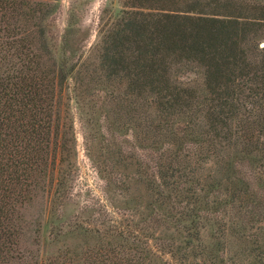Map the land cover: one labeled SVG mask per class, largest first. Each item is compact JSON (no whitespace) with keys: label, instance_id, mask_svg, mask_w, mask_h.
Masks as SVG:
<instances>
[{"label":"trees","instance_id":"obj_1","mask_svg":"<svg viewBox=\"0 0 264 264\" xmlns=\"http://www.w3.org/2000/svg\"><path fill=\"white\" fill-rule=\"evenodd\" d=\"M29 1L0 0V264L18 259L23 264H176L190 261L191 256L197 259L198 246L204 250L202 264H227L222 255L224 242L219 241L217 248L209 251L201 244V228L212 222L211 227L217 225V236L223 238L226 224L220 213L236 202L239 192L223 193L216 190L214 182L190 180L187 164L179 165L181 159L191 156L181 152V143H208L205 161L222 139L234 145L237 152L253 153L259 169H264V49L260 59L251 60L242 44L247 27H264V7L250 21L233 12L232 0H126L125 9L118 15L120 21L100 47L99 68L104 72V86L107 83L109 88L111 82L122 77L127 93H141L146 106L153 110L139 122L143 130L155 126L170 137L165 142L172 145L167 147L169 152H159L162 157L170 156L149 174L148 186L156 194L154 203L140 221L135 215L139 210L116 203L114 190L125 189L127 180L108 168H98L88 135L87 153L105 186L104 198L95 199L86 208L99 209L106 230L93 244L55 254L47 253L55 240L51 239L46 242V254L40 249L31 251L27 261L21 249L25 236L21 208L51 182L53 203L58 208L76 196L73 191L78 176L68 156L69 141L74 143L75 137L67 141L68 132H64L67 128L74 131L70 118L73 102L80 112L87 111L83 100L87 83L77 78L78 66L64 59L48 63L53 57L40 27L51 12L50 4L29 8ZM25 7L27 21H37L29 24L32 30L26 26L18 31L16 21ZM45 58H49L47 62ZM180 64H197L203 69L204 93L173 83L172 75L181 70L177 68ZM116 142L115 134L113 141L106 143L107 151L104 144L102 151L116 155ZM137 163L138 167L142 165L139 159ZM51 173L50 182L47 177ZM259 179H263L262 174ZM245 188L249 191L246 184ZM160 208L166 211L160 212ZM162 217H171L182 225L186 231L183 244L176 247L153 230L140 227L144 218L154 223ZM89 230L101 233V229ZM167 253L175 263L165 257Z\"/></svg>","mask_w":264,"mask_h":264},{"label":"rangeland","instance_id":"obj_2","mask_svg":"<svg viewBox=\"0 0 264 264\" xmlns=\"http://www.w3.org/2000/svg\"><path fill=\"white\" fill-rule=\"evenodd\" d=\"M232 1L234 2L233 12L246 16L250 21L253 19L251 17L257 16L264 7V0ZM125 2L126 0L29 1V8L39 7V4L44 3L50 4L51 12L40 27L44 29L46 43L53 57L48 63L64 59L78 66L77 78H82L87 83L86 92H83L87 111L86 113L81 111V113L73 102L70 118L74 123V131L71 132L67 128L64 132V134L68 132L65 135L67 141H69L68 138L72 140L75 137L74 143L69 141L71 149H69L68 156L70 162L75 164L74 173L78 176L73 191L76 196L60 208L54 205V188L51 182L53 174L51 173L47 181L50 180L52 184H48L46 190L38 189L32 196L33 199L21 208L25 220L22 222L25 236L22 239L21 249L26 253L27 261L30 260L31 251L37 252L40 249L42 254H46V242H50L51 239L55 240L48 246L47 253L55 254L65 252L69 248L78 249L82 245L93 244L98 234L106 230L103 226L104 216L99 209L96 207L95 211L86 208V205L93 203L95 199L104 198L105 186V180L100 177L94 162L87 153L86 138L88 135L92 138L91 144L94 146V158L98 168L103 171L108 168L110 173L113 172L118 177L124 176L127 180L125 189L116 187L114 190L116 203L121 206H133L139 210L135 212L138 221L142 216L145 218L148 216L147 208L154 203L156 194L148 186L149 174L155 171V166L160 164L162 159L165 158L166 161L170 156L167 154V158L162 157L159 153L169 152L167 147L172 145L171 143L165 144V142H168L170 137L162 135L160 129L155 126L152 127L153 129L143 127V130L139 122L145 118L146 113L148 115V112L153 110L146 106L141 93L138 90L127 93L126 82L121 81L122 77H120L121 80L116 78L114 82H111L112 85L109 82L108 85L111 87L108 88L107 83L104 86L102 84L104 72L99 68L102 63V45L112 28L120 21L118 17L121 15H118L125 9ZM28 7L19 11L16 21L18 31L24 30L26 26L37 21V19L33 22L27 21L25 13ZM247 28L246 39L242 44L249 50L251 60L260 59L262 48L264 49V27L250 25ZM28 29L32 30L29 27ZM34 35L35 31L33 39ZM48 59L45 58L44 61L47 62ZM177 68L181 70H177L175 75H172L175 80L173 83L180 87H193L194 90L204 93L202 68L197 67V64L190 66L180 64ZM109 93L112 98L107 96ZM198 118L200 115L194 117L195 120ZM115 134L117 142L114 149L117 152L116 155H112L106 152V143L112 142ZM168 134L171 135V133ZM141 136L145 137L141 138ZM103 144L106 151H102ZM161 144L166 146L159 150ZM229 144L228 141L218 140L215 144L217 146L215 152L204 161L209 151L208 143L194 145L186 140L181 143V152L189 153L191 156L188 160L181 159L179 165L187 164V169L191 174L190 180L199 179L201 183L206 180L214 182L217 185L216 190H221L223 193H231L235 190L239 192L236 202L227 209L223 208L227 210L226 212L220 213L221 219L226 224L223 238L217 236V225L213 228L211 225L214 223L211 222L212 224L209 223L207 227L201 228V244L203 247L206 245L208 250H215L216 245L220 244L218 242L222 240L225 244V251L222 255L227 264H264V169H259L253 153L237 152L236 147ZM229 157L231 158L228 159ZM137 159L142 164L140 167H138ZM111 167L114 168L113 171ZM144 170L145 173L140 174ZM259 172L263 176L262 180L259 179L261 175ZM198 182L194 183L198 185ZM245 184L249 191H246ZM250 192L254 193L253 196ZM54 210L56 211L53 212ZM159 211L165 212L166 209L160 208ZM130 212L129 210L127 214L129 215ZM145 218L140 225L142 229L153 230L159 238L176 247L183 244L186 231L175 219L162 217L160 222L152 223L150 219L145 220ZM55 228L59 230L56 234L54 233ZM91 228L101 229V233L95 230L90 231ZM196 243L199 245L198 241ZM197 253L200 254L197 259L191 256L190 261H185V263L176 262L169 253L165 257L176 264H202L204 250H201L200 246H198ZM9 264H23V262L22 259H18Z\"/></svg>","mask_w":264,"mask_h":264}]
</instances>
